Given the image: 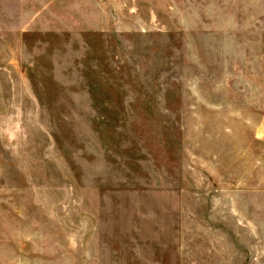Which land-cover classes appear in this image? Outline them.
Instances as JSON below:
<instances>
[{
    "label": "rangeland",
    "instance_id": "1",
    "mask_svg": "<svg viewBox=\"0 0 264 264\" xmlns=\"http://www.w3.org/2000/svg\"><path fill=\"white\" fill-rule=\"evenodd\" d=\"M37 2L0 0V257L151 256L154 243L82 242L88 228L171 234L182 203L188 223L236 224L256 127L244 115L258 91L243 67L251 2L170 0L141 13L157 22L118 25Z\"/></svg>",
    "mask_w": 264,
    "mask_h": 264
},
{
    "label": "crops",
    "instance_id": "2",
    "mask_svg": "<svg viewBox=\"0 0 264 264\" xmlns=\"http://www.w3.org/2000/svg\"><path fill=\"white\" fill-rule=\"evenodd\" d=\"M49 1V5H46V0H39L37 8H54V4H59L58 7L70 12L73 18L71 22L87 25L157 22L156 15L141 13L170 6V0ZM244 2L245 5L251 2L257 11V21L252 22L255 25L252 32L250 29L243 32L242 51L248 85L252 84L258 91H252V96L249 95L247 101L245 100L244 115L248 114V121L251 120L256 127L249 130L248 137L251 138L247 143L244 142L242 149L241 209L237 223L211 224L203 215L193 223H188L187 211L182 203L177 209V225L171 234L169 228L164 227L152 237L142 235L140 238L137 229L131 228L128 233L114 231L111 240L110 235L100 228L96 231L88 228L87 236H84L82 242L83 247L86 244L89 246L90 243H100L99 247H102L103 243L104 246L106 243H154L153 248L157 251L151 256L85 254L77 263L68 257L37 256L33 258L32 264H264V0ZM143 17H149V20L145 21ZM56 21L55 19L54 22ZM178 22H181L180 19ZM180 196L184 199L182 193ZM226 212L232 216L237 215L233 208L229 211L227 209ZM188 214L197 217L196 212ZM187 243H197L193 247H197L201 254H186ZM221 243L229 244L226 248L230 247L232 251L236 247L234 243H240V255H234L231 250L221 254L223 251H218V248L224 247ZM171 247L175 253L173 256L168 254ZM202 248H213V251H201ZM216 252L219 253L213 254ZM26 259L25 256H1L0 264H30Z\"/></svg>",
    "mask_w": 264,
    "mask_h": 264
}]
</instances>
